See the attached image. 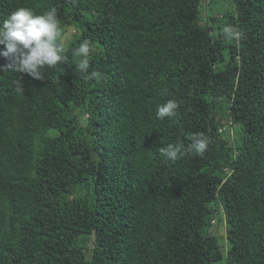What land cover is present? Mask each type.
I'll use <instances>...</instances> for the list:
<instances>
[{
	"label": "trees",
	"instance_id": "1",
	"mask_svg": "<svg viewBox=\"0 0 264 264\" xmlns=\"http://www.w3.org/2000/svg\"><path fill=\"white\" fill-rule=\"evenodd\" d=\"M216 1L0 0L55 10L66 57H0V264H264V0Z\"/></svg>",
	"mask_w": 264,
	"mask_h": 264
},
{
	"label": "clouds",
	"instance_id": "2",
	"mask_svg": "<svg viewBox=\"0 0 264 264\" xmlns=\"http://www.w3.org/2000/svg\"><path fill=\"white\" fill-rule=\"evenodd\" d=\"M222 35L224 39L231 41L238 39L241 34L232 26H225ZM59 36L60 25L55 10L38 15L31 9L18 8L0 21V45L3 46V49H0V57L14 56L16 72L26 73L35 79H43L42 69L54 68L66 59L65 49L62 43L58 42ZM66 37L68 38L67 35ZM89 53L90 42L84 40L75 50V55L80 58L77 63L80 70L88 69ZM17 88L23 91L18 81ZM178 107L176 101L167 100L157 106L156 118L159 120L173 118L177 115ZM189 140L187 151L202 156L208 148L207 139L200 134H193ZM184 147L180 143H170L162 148L161 152L167 159L175 161L184 155Z\"/></svg>",
	"mask_w": 264,
	"mask_h": 264
},
{
	"label": "rangeland",
	"instance_id": "3",
	"mask_svg": "<svg viewBox=\"0 0 264 264\" xmlns=\"http://www.w3.org/2000/svg\"><path fill=\"white\" fill-rule=\"evenodd\" d=\"M208 2H210V0H207ZM208 6V4H207ZM212 7V8H211ZM232 8L233 9V5L230 1L228 0H217L216 2H212L210 6H208V8L206 9V11L209 13V14H213L214 12L213 11H218V12H215L217 13L216 17H221L222 15V12L224 9H228V8ZM74 28V27H73ZM69 30V37L72 38L74 32H76V29L74 28V30H70V28H68ZM223 129V128H222ZM231 138H235V142H236V139L238 141V137L237 136H234V133L231 132ZM232 141V139H230Z\"/></svg>",
	"mask_w": 264,
	"mask_h": 264
}]
</instances>
